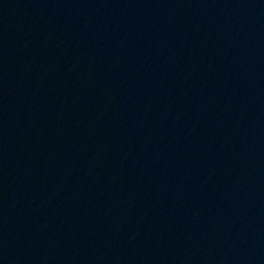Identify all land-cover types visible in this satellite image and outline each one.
Masks as SVG:
<instances>
[{
    "label": "water",
    "instance_id": "obj_1",
    "mask_svg": "<svg viewBox=\"0 0 264 264\" xmlns=\"http://www.w3.org/2000/svg\"><path fill=\"white\" fill-rule=\"evenodd\" d=\"M0 264H264V0H0Z\"/></svg>",
    "mask_w": 264,
    "mask_h": 264
}]
</instances>
